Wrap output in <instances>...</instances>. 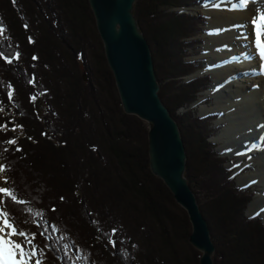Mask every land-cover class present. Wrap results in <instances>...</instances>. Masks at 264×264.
I'll return each instance as SVG.
<instances>
[{"label":"trees","instance_id":"16d2710c","mask_svg":"<svg viewBox=\"0 0 264 264\" xmlns=\"http://www.w3.org/2000/svg\"><path fill=\"white\" fill-rule=\"evenodd\" d=\"M204 1L135 0L133 14L180 130L214 264H264V223L245 216L250 193L209 140L217 112L188 108L211 80L187 78L202 67L188 57L203 41L206 16L194 7ZM148 159L147 130L121 107L88 0H0L1 203L34 236L41 263L199 264L188 215Z\"/></svg>","mask_w":264,"mask_h":264},{"label":"water","instance_id":"95a60500","mask_svg":"<svg viewBox=\"0 0 264 264\" xmlns=\"http://www.w3.org/2000/svg\"><path fill=\"white\" fill-rule=\"evenodd\" d=\"M134 2L88 0L121 107L146 127L149 169L186 211L191 225L188 240L200 253L199 264H214L208 223L184 175L186 152L180 130L158 95L150 47L133 14Z\"/></svg>","mask_w":264,"mask_h":264},{"label":"bare ground","instance_id":"6f19581e","mask_svg":"<svg viewBox=\"0 0 264 264\" xmlns=\"http://www.w3.org/2000/svg\"><path fill=\"white\" fill-rule=\"evenodd\" d=\"M216 4L220 7L210 11L209 27L212 31L208 33L210 40L207 46L211 55L210 66L216 78L215 88L225 93L223 98H216V103L224 107L225 117L231 118L229 126L223 128L218 139L223 138L227 144H231L227 132L231 126L235 127L233 137L242 142V147L235 150L260 155L264 162V84L259 83L255 87L249 84L251 78L263 75L260 72L262 62L254 55L250 58V54L255 52V33L250 18L253 12L255 17L260 15L264 1L255 0L245 4L240 0L239 4H235V0H217ZM255 7L258 8L257 15ZM262 164L258 161V168L241 180L251 182L259 179L264 186ZM261 165L262 168H259ZM249 175L253 177H247ZM263 203L264 189L250 204V211Z\"/></svg>","mask_w":264,"mask_h":264},{"label":"rangeland","instance_id":"374dc122","mask_svg":"<svg viewBox=\"0 0 264 264\" xmlns=\"http://www.w3.org/2000/svg\"><path fill=\"white\" fill-rule=\"evenodd\" d=\"M205 1L206 2L203 3L202 5H200L199 7H194V8L196 10H199L202 13L206 14V16H207L206 22H208V24H206V27H204V30H206V32L207 31L208 32L206 33L205 36L203 34L201 35L204 38L203 42L200 44L199 47H193V49L190 50L191 51L190 54H192V55L189 56L188 59H196V60L200 59L201 61H199L197 63V65L201 64L202 67L204 65V70L207 72H210V74H211L210 75L211 80H210L207 88L205 90H203L201 93H199L197 100L194 103H192L188 108H192L193 113L196 116H204V115H206V114H208V113H210L216 109L219 111L218 118L215 121L213 120V121L209 122V127L212 128L210 141L215 143L214 150L217 153H224V155H226V158L224 160L225 164L231 165L233 167L231 174H232L234 185L236 187H238L240 191L244 190V191L250 193V200L247 203V206L244 210L245 216L257 217L264 223V203L260 207H257L255 210L250 211V204L255 200V198L257 197L258 194H260V193L262 194V190L264 189L263 184H261L259 182L258 178H257L258 181H251V182H249V181L245 182V181L241 180V178L244 175H248V174L254 172L258 168V166H257L258 161H260L261 163H264L262 160L263 157L260 155H255L252 152L246 154L245 152L236 151L235 148L236 147L240 148L242 142L239 140H236V137H233V132L235 130V127H232L231 125H230L231 128L227 132V135L231 141V144H229V143L227 144V141L223 138L218 139V136L221 134L223 128L229 126L231 118L230 117L226 118L225 117L226 111L224 110V107H222L221 105H217V103H216V98L217 97L221 98L222 95H225V93L220 92L222 90H218L217 87L215 88L216 78H215V74L212 71V67L210 66L211 55L208 53L209 47L207 46L208 41L210 40V36L208 35V33H211V31H212V29L209 27V22L211 19L210 11H214L216 9L217 0H215V3L212 4L211 7L206 6L208 3H210V0H205ZM214 5H215V7H214ZM263 7H264V5H263ZM255 8L254 9L256 10V15H257L258 8L257 7H255ZM254 15H255V13L253 12V14L251 15V18H250V22L255 17ZM202 67L201 68L199 67L197 69V71L200 69L201 70L200 72H203ZM259 83L264 84V74L261 76L259 75L257 78H253V79L251 78V81L249 82L251 87H255ZM37 107H38L39 114L42 115L44 113V103L41 101L38 102ZM184 110L185 109H180L179 112H182ZM128 115H130V114H128ZM15 131L18 134L22 133L20 129H15ZM230 132H231V134H230ZM256 153H257V151H256ZM262 165H264V164H262ZM262 165L259 168H262ZM247 177H253V176L249 175ZM251 180H253V179H251ZM6 188H7L6 175L4 174L2 167L0 165V189H3V191H5ZM2 192H0V222H2L5 219H8L9 224H14L4 212V208H3L2 203H1V193ZM0 226H2V224H0ZM5 231L7 232L8 229H6ZM5 237L7 240L8 237L7 236H5ZM27 237H28L27 240L24 237H19V236H13L12 239L14 241L20 243L24 247V250L26 253H30L33 245L35 246L36 255L35 256H26L25 260L28 262V264H36L37 259H39L41 261V259H40L41 256H39V254H38L39 248H38L37 242L34 239L33 235L27 234ZM28 240H31L32 243L29 244ZM17 259H19V257H17Z\"/></svg>","mask_w":264,"mask_h":264},{"label":"snow or ice","instance_id":"6c2138e0","mask_svg":"<svg viewBox=\"0 0 264 264\" xmlns=\"http://www.w3.org/2000/svg\"><path fill=\"white\" fill-rule=\"evenodd\" d=\"M243 2L245 4H251L255 2V0H243ZM214 3L215 0H210V3H208L206 6L211 7ZM239 3L240 0H235V4ZM216 7L219 8L220 5L216 4ZM251 26L253 27L255 33V52L254 54H250V58L252 55H254L262 62L260 64V72L261 74H264V8L260 10V15L258 17H254L251 20ZM25 27H27V25H25ZM17 55H19V53H17ZM33 59L35 60L36 57H33ZM11 95L12 94L9 93V96ZM33 99H35V97H33ZM8 143L14 144L16 141L10 140ZM17 150L19 151L20 149ZM2 191L3 189H0V192ZM0 224H2V226H0V264H28V262L25 260V257L36 255L35 246L33 245L30 253H26L24 247L12 239L13 236H19L24 237L27 240V233L19 230L16 224H9L8 219L3 220L0 222ZM6 229H8L7 232L5 231ZM5 236L8 237L7 240L5 239ZM28 243L31 244L32 241L28 240ZM17 257H19V259H17ZM36 264H41V261L37 259Z\"/></svg>","mask_w":264,"mask_h":264}]
</instances>
